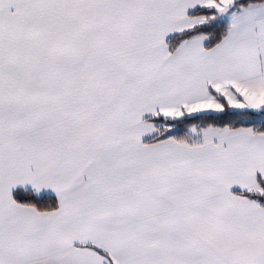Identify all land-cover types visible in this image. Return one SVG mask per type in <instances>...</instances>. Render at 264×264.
<instances>
[{
  "label": "snow or ice",
  "instance_id": "6c2138e0",
  "mask_svg": "<svg viewBox=\"0 0 264 264\" xmlns=\"http://www.w3.org/2000/svg\"><path fill=\"white\" fill-rule=\"evenodd\" d=\"M0 264H264V0H0Z\"/></svg>",
  "mask_w": 264,
  "mask_h": 264
}]
</instances>
